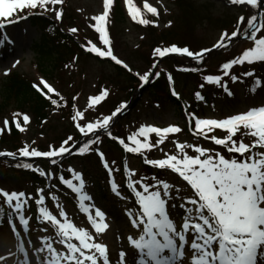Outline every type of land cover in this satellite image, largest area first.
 <instances>
[{"label": "snow or ice", "instance_id": "snow-or-ice-1", "mask_svg": "<svg viewBox=\"0 0 264 264\" xmlns=\"http://www.w3.org/2000/svg\"><path fill=\"white\" fill-rule=\"evenodd\" d=\"M228 2L255 10L260 7L261 0ZM62 3L63 0H0V29L5 28L6 24L26 18L21 16V13L37 8L53 11L56 20H61L63 10L56 6ZM113 3L114 0H102V11L93 15L91 20L94 23L89 24L98 34V40L93 42L92 39H87L80 47L97 57L110 58L131 73L133 69L118 58L111 47L107 24ZM125 4L133 22L142 26L156 24L155 19H148L146 15L158 17L159 10L147 0H144L143 9L133 0H125ZM171 23L168 22L169 26ZM262 29L264 11L247 17L239 14L235 29L230 33L227 29L220 33L212 48H226L234 43L233 38L238 40L241 35L247 37L251 45L240 54L218 64L219 74L202 76V82L198 83L199 90L194 92L197 101H204L201 90L205 85L220 87L224 93L232 96L233 92L228 86L229 80L235 83L242 77L255 76L254 69L251 68L240 74H235L233 69L237 65L251 66L256 62H264ZM67 31L76 36L78 28L70 27ZM210 52L209 48L194 51L188 46H177L175 43L167 46L162 44L152 50V57L155 59L151 68L143 74L136 72L135 75L141 82L148 83L151 77H160L162 70H153L158 67L159 61L169 54L186 56L200 65L205 54ZM18 62L17 60L13 63L15 65ZM180 70L195 73L200 72L201 68L184 67ZM7 73L8 70L5 69V74ZM166 75L169 85H173L172 74ZM254 84L255 87L250 89L253 93L257 87H264V81L260 77H255ZM40 85L34 84L33 87L40 91L51 105L57 108L67 106V100L55 87L43 78L40 79ZM170 92L177 100L180 99V93L174 87H170ZM53 94L58 99L53 98ZM109 94V90L102 87L98 94L88 97L83 109L76 104L78 95L72 97L70 119L80 134V139L68 135L58 146L49 144L47 150H39L33 146V141L25 142L16 152H0V156H11L14 159L48 158L51 166H60V174L56 177L55 171H46L38 165L34 166L28 159L16 165L36 172L49 181L56 178L59 184L75 193L79 200V211L86 214L91 228L89 230L86 227H78L68 218V214L59 204L57 192L53 191L57 187L56 184H49L47 188H36L35 195L23 190L0 188L3 204L10 209V221L13 217L18 218L23 232L29 230V218L25 213L30 207V201H34L38 208L35 219L40 223L50 224L54 229L55 239L44 235L39 238L40 246L34 248L37 264H111L108 245L100 238L110 228L106 212L94 203H86L91 201L92 197L85 191V179L81 171L69 165L66 171L70 175L68 178L64 175L62 157L65 154L71 156L88 153H95L99 157L107 172L111 192L119 198L131 200V206L126 209L125 215L133 230L126 237L127 245L133 249L132 264H180L186 246L191 251L190 264H264V104L228 113L222 118L198 116L185 106L186 125L193 137L191 141L179 139L176 134H181L183 129L174 123L167 126L141 124L126 137H117L111 131V125L118 113L125 109V103L121 102L107 114L96 110ZM29 122V115L13 112L11 120L8 117L3 119L0 133L10 132V123L23 133ZM101 131L108 139L118 142L125 153L139 154L145 165L151 166L155 171H165L167 175H139L125 162L122 175L126 178V183H118L114 173H119L120 169L113 166L115 160L110 164L106 159L102 151L104 141ZM152 134H155V139H152ZM166 142L172 143L173 151H164L162 146ZM154 149H158L162 156L149 158L147 153ZM122 188L128 193L127 196L122 195ZM49 197L56 202L59 218L46 205V199ZM175 201H180L179 205ZM177 206L183 210L180 222L172 215ZM3 212L4 207L0 206V213ZM42 230L47 231V228ZM12 231L17 237L21 235L15 224L12 225ZM54 243L63 245L65 251H58ZM17 249L23 254V259L16 261V264H32L23 242L18 243ZM41 253H46L43 259L40 258ZM5 260L6 257L0 256V261ZM118 262L128 264L126 249L119 251Z\"/></svg>", "mask_w": 264, "mask_h": 264}, {"label": "rangeland", "instance_id": "rangeland-1", "mask_svg": "<svg viewBox=\"0 0 264 264\" xmlns=\"http://www.w3.org/2000/svg\"><path fill=\"white\" fill-rule=\"evenodd\" d=\"M151 1L153 2L160 1V4H163V5H169V6L173 5L171 4V0H151ZM101 2L102 0H73L71 6L74 5L75 7H78V8H83V9L86 8L87 13H91L92 10L95 13H97L101 9L100 7ZM216 2L217 1H215L214 3L212 2L201 3V0H199V2L198 0H179V3H181V5H179L173 11H171L170 15H168V17H171V18L168 20L172 22L171 24L174 25V29L176 30L177 33L182 34L185 32H189V33L197 32L198 34L200 33L201 35H203V37L208 38L212 44L215 42L216 39L217 40L219 39L220 32H221L219 30L220 25L219 24L218 26L215 25L214 24L215 21L218 18H224L226 16L222 14L223 7L220 5L219 2L217 3ZM138 4H140V2ZM75 7H74L72 14L76 15ZM238 13L240 12H234V14H238ZM76 17L77 19H79L80 24L84 23L85 18H82V16H80L79 18L78 15H76ZM134 28L135 29H132L130 32H128V35L126 38L124 37L126 40L128 49L130 48L131 50H135V46H137L139 42V36L140 34H142L141 28H137V27H134ZM38 34L39 33H36L33 31L30 37H29V34L27 38L25 37L24 41L26 40L28 41L31 38H35ZM112 35L113 37H115L116 35L115 31H113ZM246 46L247 45H242V48L244 47L247 48ZM239 51L240 50H238V52ZM129 53L130 51H125V52H122V55L127 56L129 55ZM23 54H24L23 55L24 59L22 60L18 68V71L19 72L23 71L30 77L38 76L36 66L33 64L34 53L24 52ZM15 58L19 59L21 58V55ZM13 60L14 59H12L11 62ZM11 62L8 65L1 63L0 70H3L12 65L15 66L13 63L14 61L12 63ZM139 67H141L143 71L146 70V68L142 66V63L139 64ZM212 74H219V70L215 71ZM108 75H114V71L112 68L107 67L106 65L99 64L96 61L87 60L85 62L82 59H79L75 63V70L73 72H70L68 70L65 71V79H66L64 83L65 85L63 87L62 85H58V84L56 85L59 86V89H61V92L63 93V95L67 97L72 98L73 96H77V94H79V101L77 102V106L83 109L87 104L88 97L93 94H97L96 89L98 88L99 85H101V83H99L100 80L103 78V76H108ZM203 75L204 73H198L195 77L191 75L187 77L188 82L189 84H191V87L193 89L198 88V83L202 82ZM235 84L236 82L233 85ZM105 85H109V83H106ZM210 87L216 88V86L205 85V88L202 90V93H206V94L208 93L209 96H211V94L208 92V90H211ZM115 89H116V93H118L117 96L119 98L124 96L122 91H119L120 90L119 87ZM179 90L182 91V94L186 96L187 99L191 100V96H192L191 90H186V89L181 90V88H179ZM161 94H162V91H161ZM161 94H160V98L158 101H155L154 97H151L150 95H148L145 92V90L142 92V95L140 94L136 98L130 99L128 97H125L124 103L126 102L125 105H128V106L123 110V113H122L123 117L121 119L122 121L121 125L123 124L125 129H129V131L126 130L127 135L130 134L131 131L138 128L141 124H146V123H150V124L155 123V124H159L160 126H167L168 124L174 123V124H179L182 129L183 127H185L186 125L185 115L178 112L174 107L170 106L167 102H165L166 96H163V98L161 99ZM256 96L257 97L253 98L252 94H250V96L243 97L242 92H241L238 97V100L235 101V103H233L232 105H230L229 108L227 107V105L231 101H228V102L225 101L224 103H222V101L220 100L218 104L216 105L215 109L214 110L207 109L206 110L207 112L204 116L222 118L228 113H235L237 111L247 110L246 108H249L250 106H260L261 104H264V93L262 95L256 94ZM120 99H123V98H120ZM96 110L101 113L106 114L105 110L102 109L101 104L97 106ZM155 111H157L158 114ZM176 135L179 137L180 140H189V141L192 140V139L187 138L184 131L181 134H176ZM60 140L61 139L53 140V143H57ZM245 142H247V138ZM162 147L164 148V151L174 150L173 145L170 142H166ZM156 152L161 154V152L158 149H154L150 153H148V156L154 157ZM159 154L156 156H159ZM112 157L119 159V155L117 153H113ZM84 166L85 168H87L86 169L87 171L89 172L92 171L91 175L98 173L95 161L90 160L89 162H85ZM134 166H136V164H134ZM6 171L8 170L7 169L0 170V185L6 190H17V191L25 190L26 191L27 188L31 187V180L26 179V181L24 182L17 175L14 176V174L12 173L9 174ZM169 179L171 180V177H169ZM97 201L100 203V205L102 206L104 205V203H101L99 200ZM107 208H111V207H107ZM178 211L179 210H175L172 214H175V216L177 214L179 215L180 211L179 212ZM115 212H117L116 216H117L118 222H121L123 227L117 224L113 227L110 233H107L104 236L105 242L107 241L110 242L111 240H113L114 241L113 244L116 243L115 238L118 239V242L120 241L119 237L123 236L122 229L126 226L125 219L122 216V212H120L119 209ZM175 216H173L174 219H176ZM180 220L181 218L180 219L177 218L178 222H180ZM79 227H86L89 230H91L90 225L86 221H82L79 224ZM1 228L2 229L0 230H2L4 235L1 234L0 237L3 239H6V242L4 243H7V242L10 243L4 247V251L1 249L2 253H5L8 250L13 249L12 248L13 239L11 238L9 230H6V228L4 227H1ZM57 244L60 248L59 251H65V248L63 245L59 243ZM9 257L12 258V256H9ZM32 257H33V253L30 252V260H32ZM7 263L8 261H5L3 263L2 261L0 262V264H7Z\"/></svg>", "mask_w": 264, "mask_h": 264}, {"label": "trees", "instance_id": "trees-1", "mask_svg": "<svg viewBox=\"0 0 264 264\" xmlns=\"http://www.w3.org/2000/svg\"><path fill=\"white\" fill-rule=\"evenodd\" d=\"M48 56V60H52L53 54L50 52H44V57L46 58ZM52 56V57H51ZM42 62L43 59L41 58V56L39 57ZM45 60V59H44ZM48 60H46L48 62ZM46 68V67H45ZM45 70V69H44ZM14 78H18V76H15ZM14 86L19 88L18 90L14 91L13 88H8L7 90L4 91V94L6 96H4L6 99L4 100L5 106H7V102L11 101V99H13V93H16V99L15 101L17 102V105L20 107H23L24 105H28V103H26L29 100H33V97L37 98L36 104L33 105L34 111L35 113L42 117L43 116V111L45 108V103L41 102L40 98L38 96H35L34 93H32L29 88L25 87V86H20L19 84L14 82ZM22 88V90H20ZM11 103V102H10Z\"/></svg>", "mask_w": 264, "mask_h": 264}]
</instances>
